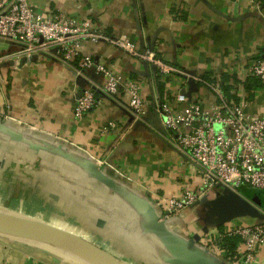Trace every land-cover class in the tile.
<instances>
[{
    "label": "crops",
    "instance_id": "0c3cea01",
    "mask_svg": "<svg viewBox=\"0 0 264 264\" xmlns=\"http://www.w3.org/2000/svg\"><path fill=\"white\" fill-rule=\"evenodd\" d=\"M30 3L39 13L87 19L109 36H127L136 48L154 51L164 64L182 72L156 75L153 64L106 41L83 43L82 53L110 65L123 79L135 80L144 100L157 94L174 106L175 94L189 88L184 76L192 72L219 80L224 99L251 117L264 112V85L249 72L254 59L264 54V0ZM20 48L0 39V213L79 235L124 264H179L142 228L141 206L152 204L160 217L155 198L179 196L183 189L196 187L199 179L195 168L168 144L153 109L146 111L145 126L124 125L126 96L121 91L115 100L99 95L98 104L76 119V96L83 88L100 84V76L92 70L77 74L45 54L28 57L18 53ZM191 101L207 107L216 98L197 83ZM109 120L116 125L103 129ZM2 124L22 137L12 140ZM83 156L99 160L97 166L123 187L122 193L91 179L79 164ZM166 223L180 239L181 250L185 241L199 236L191 258L202 251L203 237L224 225L202 232L200 205L187 207ZM216 258L208 264H221L222 258ZM0 264L93 263L51 246L0 235ZM253 264H264V243L256 248Z\"/></svg>",
    "mask_w": 264,
    "mask_h": 264
},
{
    "label": "built area",
    "instance_id": "2783aa9c",
    "mask_svg": "<svg viewBox=\"0 0 264 264\" xmlns=\"http://www.w3.org/2000/svg\"><path fill=\"white\" fill-rule=\"evenodd\" d=\"M0 39L18 43L21 47L18 53L28 57L45 54L72 67L77 74L92 70L100 76V84L83 88L76 96L73 109L76 119L98 104L99 95L115 100L121 91L126 96L123 110L135 120L143 118L149 108L153 109L168 144L195 168L199 179L196 187L183 189L179 196L155 198L161 219L179 215L201 197H212L224 187L239 193L243 186L264 189V112L251 117L242 107L227 102L219 80L207 82L201 75H192L196 83L204 84L215 95L216 101L207 107L187 99L180 91L173 98L174 106L160 100L157 94L152 100H144L135 80L123 79L110 65L82 53L83 43L106 41L129 56L153 64L156 75L182 72L164 64L154 51L136 48L127 36H109L87 19L59 12L39 13L30 0H0ZM249 72L264 85V54L254 59ZM188 76L191 75L187 73L184 77ZM132 124L127 119L124 122L126 126ZM115 125L109 120L102 128ZM225 237L238 239L232 260L226 257V250L218 247ZM263 243L264 219L227 222L201 240L210 252L231 264H253L256 248Z\"/></svg>",
    "mask_w": 264,
    "mask_h": 264
},
{
    "label": "water",
    "instance_id": "95a60500",
    "mask_svg": "<svg viewBox=\"0 0 264 264\" xmlns=\"http://www.w3.org/2000/svg\"><path fill=\"white\" fill-rule=\"evenodd\" d=\"M186 82L189 86L188 90L184 88L180 90L187 99H191L192 92L197 91V83L193 80L192 72H188ZM127 116V122L133 125L145 126L144 117L135 120L134 117L123 111ZM3 132L7 133L12 140H19L21 133L14 130H6L2 124ZM61 149V147H58ZM83 171L93 180L101 183L115 193H122L123 187L112 177L107 175L100 169L96 161L90 157H82L79 162ZM193 205H200L204 215L205 224L201 227V231L206 233L208 228L219 227L231 220L238 218H249L260 221L264 219V210L243 194L228 189L226 187L209 198L206 196L198 199ZM141 211L145 216L142 228L146 233L154 236L171 254L176 258L175 262L179 264H208L213 260H218L216 256L208 251L204 246L197 258H191L190 252L198 241V235H194L191 239L185 241V247H179L180 239L167 226L166 221L159 217L155 207L143 202ZM0 235L19 239L34 244H42L51 246L60 250L67 251L83 259L89 260L93 264H124L117 260L106 250L100 248L91 241H88L79 235L67 232L65 230L55 228L49 225L41 224L28 219L13 218L0 213ZM197 246V245H196ZM208 261V262H207ZM221 264H228L224 259L219 260Z\"/></svg>",
    "mask_w": 264,
    "mask_h": 264
},
{
    "label": "trees",
    "instance_id": "16d2710c",
    "mask_svg": "<svg viewBox=\"0 0 264 264\" xmlns=\"http://www.w3.org/2000/svg\"><path fill=\"white\" fill-rule=\"evenodd\" d=\"M207 82L215 81L214 78L209 77V75L201 76ZM259 81V79H257ZM260 82V81H259ZM202 85V84H200ZM163 86L159 84V92L163 93ZM241 194L246 196L249 200L259 205L264 210V189H256L252 187L243 186L240 188ZM238 239L236 237H225L218 242V247L226 250V257L232 260L236 256V244Z\"/></svg>",
    "mask_w": 264,
    "mask_h": 264
},
{
    "label": "rangeland",
    "instance_id": "374dc122",
    "mask_svg": "<svg viewBox=\"0 0 264 264\" xmlns=\"http://www.w3.org/2000/svg\"><path fill=\"white\" fill-rule=\"evenodd\" d=\"M13 160H15V158H12ZM25 160H22V161H20V163L21 164H24L23 162H24ZM241 218H238V219H236V220H240Z\"/></svg>",
    "mask_w": 264,
    "mask_h": 264
}]
</instances>
